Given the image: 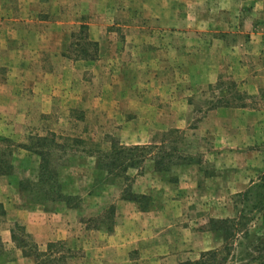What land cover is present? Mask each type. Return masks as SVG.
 Returning <instances> with one entry per match:
<instances>
[{
    "label": "rangeland",
    "instance_id": "374dc122",
    "mask_svg": "<svg viewBox=\"0 0 264 264\" xmlns=\"http://www.w3.org/2000/svg\"><path fill=\"white\" fill-rule=\"evenodd\" d=\"M107 1L62 0L65 5L63 16L75 21L66 30H78L80 25L74 24L89 19V15L84 11L87 6L95 4L105 9ZM43 2L45 0H0V15L5 18V13H9V10L14 18L28 19L31 27L36 23V15ZM115 2L120 7L128 5L120 0ZM126 13L124 10L121 15H110L111 18L107 21L109 23L106 22L108 29L105 38L109 35V38H115L119 42L123 38H165V29L157 28V32H153L155 25L148 17H127ZM50 14L56 16L55 12L51 11ZM41 15L47 16V13H40ZM29 23L25 26H29ZM117 24L122 25L117 27ZM6 28L3 26L0 33H5ZM139 28L141 31H138ZM8 30V36L0 35V38H36L34 34H30L31 29L27 33L19 22H14ZM73 32L75 31H71ZM206 38H211V35ZM90 41L85 38L83 28L80 38H67L62 54L49 51L30 52L29 59H25L21 65L26 67L27 63L29 64L28 75L17 70H22L17 49L11 57L9 56L12 66L10 68L4 65L5 61H2L1 57L5 54L0 52V79H6L8 71L11 70L8 77L15 85V106L12 108L14 119L11 123L0 122V136L8 138L11 143L0 141V156H4L5 164L12 165L10 177L26 182L23 190L20 188V197L23 200L21 207L39 209L54 218L55 214L65 215L64 221L61 220L63 226H56L65 232H61L62 238L55 239V243L59 244L50 250L48 264H105V242L108 240V234L113 233L118 225L119 210L162 211L169 207L175 211H190L194 216L201 217L205 211L200 206L184 203L177 207L174 200L177 195H195L198 192L181 187L178 176L180 165L195 164L201 176L217 173L215 163L206 157L205 152L212 142L197 135L205 113L220 104L244 102V106L248 97L247 102L251 107L264 110V86L255 94L252 90L248 93L243 89V82L234 80L229 74H223L219 76L216 84L201 86L194 93L191 92V96L186 97L187 90L183 89L181 95L188 98L191 105L188 122H175L168 127L158 125L157 129L149 127L148 124L128 125L127 122L133 119L132 116L137 115L131 107L124 106L122 114L109 118L105 113V85L110 82L111 85L119 81L134 86L139 97L151 96L153 99L156 95L148 89L149 84L165 87L170 85L173 88L180 83L176 75L151 73L160 71L159 69L128 67L117 70L115 75L109 74V59L105 57V48L103 51L100 45L98 53L99 46L96 48L91 44L97 42ZM103 43L102 47L105 46V40ZM114 45L117 47L120 43ZM97 53L98 58L93 61L82 60L84 57L93 59ZM125 58L130 62L136 59L144 61L143 55L140 58L137 54L136 57L133 50L128 52ZM36 88L44 89L40 95H46L42 101L48 102L49 106H43L39 101L41 99L34 101ZM17 113L20 116L17 117ZM138 132L141 137L134 143L131 139H134L135 135L139 136ZM150 132L153 133L152 138L148 139ZM261 145L264 147V139ZM39 152L45 154L44 160L37 154ZM111 157L115 159L112 160ZM43 164L48 165L46 172L40 171ZM114 167L117 168L116 172L107 169ZM254 176V182L245 191L226 195L230 205L224 206L231 215L236 216L227 218L236 221L237 233L228 241V247L209 258L220 259L225 256L224 258L227 257V261H230L225 264H234L261 255L260 249L264 240V204L256 208H253V205H260L257 201L264 199V168L255 171ZM203 180V177H199L198 187H203L200 184ZM57 181L60 186L56 185ZM150 189L162 191L161 195L169 193L172 196L169 198L170 202H161L156 197L155 201L159 202L155 204L153 191ZM213 189V195H216L218 189ZM190 191L191 193H188ZM202 191L201 196L207 194L203 189ZM58 194L62 196L58 197ZM132 195L137 199L125 198ZM118 200L131 202L134 206L121 209L117 206ZM69 212H72L71 215ZM5 221L3 219L0 225H4ZM12 223H15L13 225L22 236L21 228L26 231L24 223ZM210 226L211 220L206 227ZM25 239L28 242L32 240L31 236ZM13 246L15 243L6 244L0 236V264H6L7 260L14 257L13 251H10ZM40 247L43 251L48 249L46 244H41ZM46 257L45 255L44 259ZM125 264H129L127 256Z\"/></svg>",
    "mask_w": 264,
    "mask_h": 264
},
{
    "label": "crops",
    "instance_id": "0c3cea01",
    "mask_svg": "<svg viewBox=\"0 0 264 264\" xmlns=\"http://www.w3.org/2000/svg\"><path fill=\"white\" fill-rule=\"evenodd\" d=\"M120 1L128 5L120 7L115 0H108L105 9L95 4L87 6L84 11L89 15V19L74 24L80 25L78 30H66L75 21L63 16L65 5L62 0H45L41 3L36 23L31 27L28 19L14 18L7 10L9 13H5V18L0 15V30L3 26L7 27L5 33H0L1 37H7L10 32L8 28H11L14 22H19L27 33L31 29L30 34H34L36 38H0V52L5 54L1 60L5 61L6 67H12L9 56L11 57L16 49L20 66L25 59H29L30 52L49 51L62 54L67 38H80L84 28L85 38L97 42L98 53L100 45L103 51L105 48V57L109 59V74L115 75L117 70L122 68L143 67L160 70L151 72L153 74L177 76L180 84L173 88L170 85L165 87L149 84L148 89L156 95L154 99L151 96L139 97L134 86L119 81L105 85V113L109 118L122 114L123 106L131 107L137 116H132L133 119L127 122L128 125L148 124L155 129L158 125L168 127L175 122H188L191 105L189 99L181 95L183 89L187 90L186 97L191 96V92L194 93L201 86L213 85L223 74H229L234 80L243 82V89L248 93L252 90L255 94L263 88L264 0H164L163 3L160 0ZM41 7L44 9L41 10ZM124 10L127 17H148L155 25L153 32H157V28L165 29V38H123L121 42L109 38V35L105 38L110 15H121ZM51 11L55 12L56 16L51 15ZM44 12L47 16H40V13ZM26 23H29V26H25ZM121 25L117 24V27ZM138 31H141L140 28ZM210 35L211 38H206ZM46 36L50 38H44ZM104 40L105 46L102 47ZM115 43L120 45L116 47ZM132 50L136 57L137 54L140 58L143 55L144 61L140 62L141 59L136 58L132 62L126 60L125 55ZM98 53L93 59L84 57L82 60L93 61L98 58ZM27 65L21 66L22 70L17 69L18 72L28 75ZM6 70L8 71V68ZM10 72L11 70L8 71L6 79H0V122L6 123H11L15 116L12 114V108L15 106V85L8 77ZM34 90V101L41 99L39 101L43 106H49L48 102L42 101L46 95H40L44 89ZM247 100L244 106V102L220 104L208 110L202 119V129L197 131V135L212 142L209 147L211 150L205 152L206 157L215 163L216 174L201 176L195 164L180 165L178 176L181 187L198 192L195 195H177L174 200L176 206H182L184 203L194 204L200 206L205 213L199 217L190 211H175L169 207L162 211L119 210L118 225L113 233L108 234V240L105 242V264H125L126 256L129 264L230 262L225 256L220 259L209 258L228 247L229 242L224 240L223 232L206 226L212 219L236 217L224 206L229 201L226 195L245 191L254 182V172L264 168V147L260 146L264 139V110L251 107ZM16 116L20 114L17 113ZM138 134L139 136L135 135L134 139H131L132 142L139 141L141 133ZM152 134L149 133L148 139L152 138ZM144 136L146 138V132ZM255 144L258 146L255 147ZM199 177L204 179L200 182L203 187H198ZM214 187L218 189L216 195H213ZM158 189H150L153 191V202H159L155 201L156 197L161 202H170L169 198L172 196L169 193L161 195L162 191ZM202 189L207 193L204 196H201ZM157 193L159 195H155ZM20 195L19 179L0 175V202L6 209V221L4 225H0V236L6 244L15 243V246L10 248L14 257L7 260L6 264H36L35 258L25 255V249L13 241L12 230L15 223L12 222H23L33 242L41 249V244L48 246L50 242H56L55 239L63 237L61 232L65 230L61 227L57 229L56 226H63L61 220L64 221L65 215L55 214L54 218L45 211L21 207L23 200ZM117 206L128 209L134 204L118 200ZM71 213L69 212V215ZM200 224L203 226L199 227ZM234 264L264 263L250 259Z\"/></svg>",
    "mask_w": 264,
    "mask_h": 264
},
{
    "label": "trees",
    "instance_id": "16d2710c",
    "mask_svg": "<svg viewBox=\"0 0 264 264\" xmlns=\"http://www.w3.org/2000/svg\"><path fill=\"white\" fill-rule=\"evenodd\" d=\"M91 44L96 46V48L98 46V44L94 43V42H91ZM0 141H5V142H7L9 144L11 143V141L8 138H4L2 136H0ZM134 148H136V147H134ZM37 154H39L42 157V159L44 160V155H45L44 153L39 152ZM111 159L114 160L115 157H111ZM5 163H6V160L4 159V156H0V164H4V166H0V175H6V174L9 175L11 173L12 165H7ZM113 164L115 166L117 165V163H113ZM47 167H48V165H44V164H43V166L41 165L40 171L41 172L42 171L46 172V170L48 169ZM107 169H108V171L116 172L115 170L117 168L114 167L113 169H110V168H107ZM39 178H40V176H39ZM25 183L26 182L24 180L23 181L19 180V185H20V188L22 190L24 188V184ZM56 185L60 186L58 181H57ZM61 196L62 195L58 194V197H61ZM263 197H264V195H263ZM125 198L134 199V200L137 199L134 195L126 196ZM263 200L264 199L258 200L257 204H260V205H253V208L260 207L262 204H264ZM57 201H59V200H57ZM5 215H6L5 206H4L3 203L0 202V224L3 221ZM262 221H263V224H264V213L262 214ZM236 225H237V223H236L235 220H232L230 218H224V219H212L210 227H211V229L223 232L224 240L228 242V241L232 240L235 237L236 233H237ZM21 229H22V236L19 235V232L16 229V227L13 228V230H12V232H13V241H16L19 246H21L23 249H25L24 250L25 251V255H32L35 258L36 264H48V262L50 261V257H49L50 256V250H52V248L55 249V247L59 243L50 242L48 244L47 251H43V250H41L39 248V246L35 242H33V240L28 242L25 239V237H29L30 238L31 235L29 233H27L24 228H21ZM246 233H248V232L246 231ZM260 252H261V255L259 257L252 256V259H259L262 263H264V240H263V244H262V248L260 249ZM45 255L47 256L46 259L49 258L48 260L44 259Z\"/></svg>",
    "mask_w": 264,
    "mask_h": 264
}]
</instances>
